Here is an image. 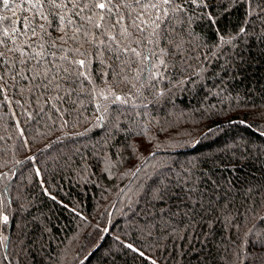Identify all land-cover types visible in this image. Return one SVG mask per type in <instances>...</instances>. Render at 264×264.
Returning a JSON list of instances; mask_svg holds the SVG:
<instances>
[{"label":"trees","instance_id":"obj_1","mask_svg":"<svg viewBox=\"0 0 264 264\" xmlns=\"http://www.w3.org/2000/svg\"><path fill=\"white\" fill-rule=\"evenodd\" d=\"M216 11L215 25L199 7L186 25L176 22L186 33L174 57L179 71L170 67L136 100L140 114L121 116L117 126L108 116L98 124L90 105L68 126L53 123L54 112L37 124L9 91L13 103L0 108V171L7 173L0 194L9 215L6 226L0 222L3 264H258L264 207L244 191L264 185V32L238 33L241 9ZM23 15L18 10L15 19ZM106 56L90 65L97 84ZM186 172L197 194L213 195V182L220 185L212 206L206 196L202 217L177 215L163 235L144 231L149 209L160 207L147 202L146 186L157 175L169 183ZM229 183L235 187L220 195Z\"/></svg>","mask_w":264,"mask_h":264},{"label":"snow or ice","instance_id":"obj_2","mask_svg":"<svg viewBox=\"0 0 264 264\" xmlns=\"http://www.w3.org/2000/svg\"><path fill=\"white\" fill-rule=\"evenodd\" d=\"M194 7L206 13L213 25L220 15L216 9L221 8L225 16L230 10L241 9L244 20L238 33L264 32V0H0V108L13 103L8 95L11 91L13 98L19 96L15 104L23 109L21 115L26 120L35 119L37 124L54 112L56 119L52 122L59 120L60 127L68 126L69 118L79 119L81 110L89 105L98 124L106 116L117 126L121 116L139 115L136 110L141 105L136 100L143 102L144 91L157 88L170 75V67L179 71L180 61L174 57L181 51L186 33L183 28L177 30L176 22L186 25L187 13ZM18 10L26 15L16 20ZM53 32L57 35L53 36ZM219 40L232 43L223 35ZM103 53L107 54L106 59L99 63L107 70H96L100 80L97 84L90 65ZM41 101L47 111L40 106ZM20 134L23 136V128ZM139 171L135 167L132 175ZM5 178L7 173L0 171V180ZM165 179L162 174L157 175L145 189L147 202L153 208L160 205L156 212L149 209V219L143 225L149 234L155 229L163 235L177 215L202 217L207 211L204 197H208L211 207L220 188L213 182V195L204 191L197 194L196 178L187 172L169 183H164ZM234 187L229 183L220 195ZM244 195L250 201L253 196L259 197L258 203L264 207V185L259 189L246 185ZM169 200L178 203L173 208L168 205ZM4 208L0 194V222L6 226L9 215ZM4 240L7 237L0 235V242ZM256 243L264 248V236L258 237ZM126 247L145 256L131 243ZM7 258L5 255L3 260ZM257 262L264 264V253L258 255ZM151 264L157 261L151 260Z\"/></svg>","mask_w":264,"mask_h":264},{"label":"rangeland","instance_id":"obj_3","mask_svg":"<svg viewBox=\"0 0 264 264\" xmlns=\"http://www.w3.org/2000/svg\"><path fill=\"white\" fill-rule=\"evenodd\" d=\"M55 157V156H54Z\"/></svg>","mask_w":264,"mask_h":264}]
</instances>
